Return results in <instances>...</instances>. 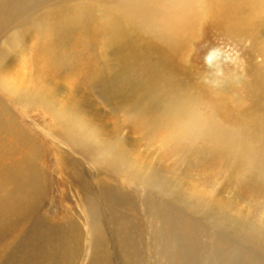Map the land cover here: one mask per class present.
Here are the masks:
<instances>
[{"label":"bare ground","instance_id":"bare-ground-1","mask_svg":"<svg viewBox=\"0 0 264 264\" xmlns=\"http://www.w3.org/2000/svg\"><path fill=\"white\" fill-rule=\"evenodd\" d=\"M95 2L99 4L100 0ZM105 2L100 10L104 27L95 24L93 28L96 36L102 32L112 35L109 43L116 55L119 81L129 83L119 89L111 86L108 91L109 99L114 103L111 106L117 105L123 112L125 125L136 132L142 127L143 120L156 116L167 131L175 121L179 132L189 139H199V143L219 149L250 153L254 160L260 159L264 153V60L254 62L249 50L239 56L243 59L244 80L233 85L231 95L199 86L196 91L190 85L194 87V77L208 71L201 70L197 64L199 42L204 43L212 32L241 44L244 36L241 33L255 20L250 21V16L257 19L258 14L264 15V0ZM125 25L135 28L132 35L123 33ZM197 40L199 42L195 43ZM227 70L225 66L221 68L219 77L226 78ZM156 88H162L166 95H155L144 103L146 96ZM100 91L105 102L107 94L103 89ZM201 93L213 96L210 101L212 111L205 117L197 115ZM239 100L250 112L247 124L262 132L260 140L222 126V123L232 129L242 126L238 124L243 118L233 113ZM36 101V98H29L27 103L33 105ZM152 104L168 109L164 113L167 117L151 112ZM59 112L55 111L51 118L54 126L45 134L66 146L60 151L54 148L58 156L55 165L58 180L63 184L67 178L78 188L76 196L73 194L77 204L73 217L53 224L41 220L39 208L47 194L48 179L46 170L40 168L37 161L42 160L44 147L41 148L40 139L25 130L7 129V134L16 142L11 145V156L3 155L5 145L0 143V264L77 263L84 250L80 248L83 240L88 252L86 264H264V221L254 223L242 233L240 243L228 240V230L234 221L225 220L223 215L226 209H233L226 207L222 198L207 200L212 196L204 200L191 197V203H185L187 216L180 213L173 218L169 213L171 203L181 199L183 192H174L169 182H156L150 178V173L142 174L146 187H142L141 200L139 195L135 196L142 210L141 219L146 224L141 229L140 217L132 213L134 197L126 186L130 183L127 177L129 159L92 145L88 140L90 130L67 125ZM71 152L82 156L89 167L101 175L100 179H95L98 198L93 195V180L77 164L80 162L70 158ZM118 171L123 179L120 183L114 178ZM161 196L165 200L158 202ZM201 206L204 211L199 213ZM77 208L87 213L84 228L81 227L83 223L80 225L78 219L75 220ZM104 208V212L110 214L108 222L101 214ZM212 211L217 214L212 216ZM201 219L208 220L207 226L201 225ZM109 226L110 230H107ZM257 231L260 242L252 238ZM109 237L113 240V254L105 252ZM257 244L261 245V250L252 251Z\"/></svg>","mask_w":264,"mask_h":264},{"label":"rangeland","instance_id":"rangeland-1","mask_svg":"<svg viewBox=\"0 0 264 264\" xmlns=\"http://www.w3.org/2000/svg\"><path fill=\"white\" fill-rule=\"evenodd\" d=\"M103 3L106 5L105 0H100L99 4L95 0H0V143L5 145L3 155L11 156V145L16 142L7 134L9 128L25 130L40 139L41 148L44 147L43 158L37 163L46 170L48 179L47 194L39 208L41 220L53 224L54 221L72 218L78 188L67 178L62 184L55 165L58 156L54 148L60 151L66 146L52 141L45 134L54 126L51 118L55 111H60L59 116L66 120L67 125L84 126L90 130L88 140L92 145L100 147L101 151L110 149L129 159L130 173L127 177L130 183L126 186L134 197L132 213L140 217L141 229L146 224L141 219L142 210L135 196L139 195L141 200L142 187H146L142 174L150 173V178L153 177L156 182H169L174 192H183L181 199L171 203L169 213L173 218L180 213L187 216L185 203H191V197L202 200L210 196L207 200L222 198L224 205L233 209H226L223 215L225 220L234 221L228 230V240L240 243L242 233H246L254 223L264 221V153L260 159L254 160L250 153L199 143V139L192 140L180 133L175 121L172 128L165 130L156 116L143 120L142 127L136 132L125 125L123 112L118 110L117 105L111 106L114 103L109 99L108 91L111 86L119 89L129 83L119 81L116 55L109 43L112 35L102 32L96 36L93 28L95 24L104 27L100 11ZM257 17L250 16V21L255 20L249 22L248 30L241 33V36L244 35L241 44L212 32L204 43L195 41L201 46L197 45V64L201 70L208 71L204 70L201 76L194 77L195 85H190L192 90L197 91L199 86L211 92L219 90L231 95L233 85L244 80L243 59L239 56L249 50L254 62L264 60V53L260 54L264 51L261 46L264 45V15L258 14ZM134 29L125 25L122 31L130 36ZM253 46L255 50H251ZM224 66L228 68V76L221 78L219 73ZM102 89L107 94L105 102ZM155 95L165 96L166 92L156 88L146 96L144 103L151 101ZM201 97L197 115L205 117L212 111L210 101L213 96L201 93ZM29 98H36L37 101L29 105ZM149 110L167 117L164 113L168 109L159 104L150 105ZM233 113L243 118L238 124L242 126L232 129L222 123L226 130L240 132L255 140L261 139L262 132L247 124L250 112L242 101L236 103ZM69 155L81 163L77 164L93 180V195L98 198V182L95 179H100L101 175L92 170L78 153L71 152ZM114 178L118 183L123 180L119 171L115 172ZM161 200L164 201L165 197L161 196L158 202ZM102 210L101 214L108 222L110 214L104 212L105 208ZM76 211L75 220L78 219L80 225L83 223L81 227L84 228L87 213L79 208ZM203 211L201 206L198 212ZM216 214L215 211L211 213L212 216ZM199 222L202 226L208 224L205 219ZM259 231L252 235L256 242L261 241L257 240ZM108 242L105 252L113 254L115 249L110 237ZM80 248L84 249L81 257L78 256V262L73 264H86V241L81 242ZM261 248L257 244L252 251Z\"/></svg>","mask_w":264,"mask_h":264}]
</instances>
